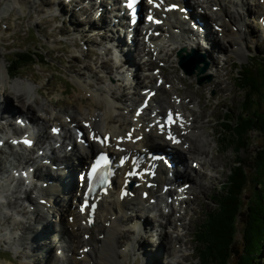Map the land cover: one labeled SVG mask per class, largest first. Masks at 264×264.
I'll return each mask as SVG.
<instances>
[{
    "label": "bare ground",
    "instance_id": "obj_1",
    "mask_svg": "<svg viewBox=\"0 0 264 264\" xmlns=\"http://www.w3.org/2000/svg\"><path fill=\"white\" fill-rule=\"evenodd\" d=\"M2 1L4 2L0 5V18L2 14L8 11L4 8L6 6H11L12 3V0ZM57 1H60L61 4L58 5ZM61 1L62 0L46 1L47 4L51 6V8L55 7L56 5V7L62 6L58 13H52L46 18L45 21L47 23L57 21L60 16H63L67 12V9L63 7ZM82 1L84 0H70V7L75 5L73 6V8L76 12V7ZM17 2L20 4V10L16 11V13H19L24 12L25 10L26 12L31 11L29 9L32 8L31 6L34 0H17ZM175 2L176 0H170L168 4H173ZM180 2L182 3L183 7L188 8L189 12L192 11L194 16H192L190 13V17L186 15V19L190 20L187 22L186 20H182L179 17L180 15L178 12L170 11L168 6L164 4L165 6L163 7H165L166 9L164 10L166 12H169L168 14H176L174 24H169L164 21L162 25L166 26L167 24V26L164 27V30H167V32L169 30H173L174 33H177L176 30L178 29L180 34H184L185 36L188 35V37L192 39H196L198 37V30L202 34V36L205 37V44H203L201 41H198L195 47L199 50H202V48H204L203 52L206 53L208 59L210 60H213V56L215 55L219 58L220 53L224 55L225 53H229V51H227V43H229V41H234L232 50H234L233 52H237L239 54L243 46L245 47L247 41L250 40L252 36H255V34L251 36V32L249 31L251 29V23L250 21H248L249 18L247 20L248 16H257V18L259 19V23L261 24V26H263L262 28L264 30V2L262 0H180ZM54 3H56V5H54ZM203 3L207 4V8L210 10V12L204 13L203 10L201 12H197L198 10H195L199 5L203 6ZM97 4L98 3H95V5ZM100 6H103L102 2L99 3L98 7ZM105 6L108 7L109 5H104L103 7L105 8ZM24 8L26 9L24 10ZM69 8L68 11H71ZM81 9L84 10V14H82L83 11H81ZM45 10L46 9L42 6L40 8H34L33 13L37 14V16H44V14L46 13ZM98 10L99 9L97 8V11ZM113 10L107 8L101 13V17L99 19H104L101 23L97 22L95 19L96 11L94 12L86 7H81L77 13L80 14V20H82L83 22L84 20L87 22L89 21L88 23H90L91 25L88 26V28H92L91 26L93 22H96L100 25L104 22H109L110 18H106L113 13ZM152 12L154 13L155 17L161 18V12L158 9L153 8ZM127 13L128 12L125 11V14ZM82 15H84L85 17L81 18L83 17ZM30 16L32 15L30 14ZM166 19L167 18H165V20ZM186 22L188 23V25ZM190 22L196 25V30L192 28ZM213 23H216L220 27L218 32L212 28ZM254 23L257 24L255 20ZM72 25L73 26L70 27L66 24L56 25L51 32V35H55L57 33L71 34L73 32H77L81 36L83 31H85V28L80 27V23H73ZM118 25V22L114 23V28L116 30L114 28H111L113 29L111 31H107L104 29V32H108L111 35L109 40L104 39L103 32L101 33L100 31L97 33L100 34V38H98V36L96 35L94 36L95 38L93 37V39H88L87 41H91L93 43H95L97 39L101 41L98 46H100L103 52L107 49L109 50V47L112 46V41L114 39L117 40V44L120 43L121 45L125 46L126 44L123 40V31H121ZM149 25L152 27V34L141 32V35H143V42H140L139 40V43L137 44V49H139L140 53H134L133 50L135 49H133L132 47L136 45L138 35H136L135 38L131 39L132 42L130 44H127L128 52L126 53L125 58H120V56L122 55L121 49L116 53L117 61L119 63H122L120 66L127 67L126 71L129 73L127 78L124 79V81L127 82L124 86L122 84L116 86L115 83L113 85L112 83L114 81L111 82L109 79L108 80L110 82L102 85L104 83L103 76H101V79L98 82V79L100 77H98L99 75L97 74V72H94L91 69V64H89V62L81 68H77L76 64L74 63L71 64V68L74 72L73 77L78 87V89L76 90L79 91L80 95L79 98L78 96L77 98L81 100V104L79 105H75L73 103V105H70L69 103H67L68 100H55L52 97L47 99L52 101L55 100V102L50 101L51 103L43 101L37 95L34 96L33 99L32 97L29 98L28 93L30 92H28V88H22L27 86L26 84H22L24 82L20 81L19 83L16 81L14 85H12L10 80L8 82V77L6 76L4 71L6 70L7 72V66L5 65V61L2 62V60H0V77L1 79L4 78L3 81L0 82V119L6 117L8 121H10L15 113L24 112L23 114L19 113V115L14 119L16 120L19 117H28L33 123L28 127L27 130L22 131L23 134L19 135L20 138L16 140L17 145H15V141H11L10 138L6 139L5 142L0 145V153H3L4 156L8 157L6 158L8 159L6 161L7 167L4 168L8 169L13 167L15 161H18L20 164L26 165L25 169L23 170L17 167H13V170L15 168L17 169V172L15 174L19 176V179L12 176L13 180H7V182H5V179L3 180V178L6 175L5 172L7 171V169L3 168V161L6 159L0 157V177L3 180L0 183V218H2L4 221H7V219H11L12 217L13 219L10 222L19 220V224H23V227L28 229V233L25 231L23 233L18 232L16 234V237L14 238V241L10 240V242L12 241V243L17 246H26L24 248H27V251H25L23 247L19 246V250L22 251L21 255H23L25 258H30L33 256L35 257V255L37 254V256L35 257L36 262L33 264L47 263V254L49 253V250L51 251V245L49 244H51L50 231L53 230V222L51 219V215L54 213L53 208L51 207L53 204L60 205L58 208V212L61 216L60 219L64 223L63 234L66 236V247H68L67 250L70 254L68 257L69 264H107L105 260H103L98 255V253H100V247L104 244H107L109 246V255L114 260L113 264L117 262V255L119 252L117 243L119 242V235L123 236L120 229H122V226L124 225H129L132 221H135V227L137 228L141 227L142 225H140V221H151L149 218H146V220H144L143 215H145L146 212H155L157 222L160 221L158 223V226L161 228L159 232V254L161 249L164 247L163 250L165 249L166 253L170 256V252L174 248L175 243H181L182 246L185 245L186 247L188 245L191 246L190 238H187V234H189L188 230L191 229L190 226L192 225V217L188 222L186 220L187 215H189L188 209H186L185 207V212L181 213V210L178 209L176 203L174 204L170 202L167 197L164 196L163 192H161L162 189L160 187L163 185L162 183L171 180L165 175L166 173H164V171L160 172L159 170H156L157 174L155 175V177L151 176V172L143 173L142 175L126 176V171L128 170L127 167L130 166L129 168L132 169L131 162L127 161V166L125 167H119L116 163H114L117 167L115 170L114 178H112L108 187V192L106 193L107 195L104 192H99L92 200H89V202L82 199L84 192L80 186H78L77 189L74 186V183L71 182L70 185H68V182H65L63 180L66 176H69L68 173L71 172L70 170L77 169L78 167H83L84 164H86V162L90 159L94 151L109 150L112 153H120L123 155H127L128 153H131L132 155L139 153L140 155L138 157L141 158L139 170H141L142 167H147L148 169H150L152 163L149 158V153L152 152V149H155L157 151L160 147L172 148L170 150L174 153V157L179 159L178 162L181 161L187 165L185 173L180 177L189 176L191 171H195L200 178V180L197 182L193 181L194 185L188 192L189 198H186L184 196L182 199H179V203L185 204L186 206L188 204V200L190 199V194L194 193V191L196 190L199 192L202 191L201 193H203L204 190L207 189L205 188L206 179L208 180V182L216 179L214 172H217L219 170V164L223 161L222 156L220 154H212L211 146L209 144L210 141L203 139L199 134L190 132V127L193 128L192 130H196V128H198V126L196 125H199L200 117L205 115V110H203L202 112L203 115H200L199 117L195 113L196 110L189 108L188 103L185 101L183 102H185L186 104H184L180 108L177 103H181L182 100H187L188 96H182L184 99H182V97H177L176 99V95L169 89L173 88L174 84L176 86H179L177 83H174L172 85L170 83H159L156 79L161 75L157 76V78L154 80V77H156L153 72L154 70H152L150 74L142 73V68L141 65L139 66V64L142 63L144 64V66H149V68H155V66L158 64V62L155 63L156 59H153V54H155L154 52H156V49H152L147 41L153 40L155 32L161 31V28L163 26L158 25V23H156L155 26L153 24ZM95 28H99L102 30L101 26ZM43 31L46 30L44 29ZM116 32H118V34H116ZM119 35H121L122 37ZM10 37H15V35L10 34L6 36V38ZM75 38H77V36H75ZM103 41L105 42V45L102 44ZM186 41L187 40L184 39L181 42L180 47L188 46L187 49L191 50L193 45L186 44ZM58 42L59 48H62L66 52L69 50L68 44L62 41ZM77 42L78 39L76 40V44ZM103 45L104 48H102ZM178 48L179 47H176V49ZM211 48L218 52L212 53V58L209 54H207L208 50L211 52ZM162 49H164V47ZM90 53H94L97 59L100 57L99 53L95 49H91ZM105 53L107 54V52ZM89 55L90 54L88 53V57ZM133 55L135 59L140 58L138 63L133 62ZM3 57H5L6 59V54H4ZM158 57L160 58L159 55ZM94 61L97 65L98 60ZM216 61L219 62V59H217ZM99 64H101L100 66L102 68H105L109 67L110 62L109 60L101 59L99 60ZM120 66H117V68H119ZM130 66H134L137 69L136 71H133V78H131L132 72H130L129 70ZM162 67L165 69L164 65ZM218 67L219 69H221L220 66ZM218 67L216 66V75L219 79L216 80L215 88L221 92L225 91L226 89L219 84L220 78L222 76L224 79V75H229L230 70L223 74L220 73L219 70H217ZM222 68L223 70L227 69L226 66H222ZM160 73L164 74V77H168L166 71L162 72V68H160ZM139 75H143V77L145 76L144 79L141 80V77ZM181 78L184 81V76H182ZM132 79L133 82L135 79L137 80L136 83L134 82L135 84H133ZM166 82H168V80H166ZM7 85L11 87L13 93H10ZM122 86L124 87L125 92H127L128 94L129 92L126 90L128 88L133 89V97L131 99H128L127 94L125 96L123 95L125 94V92L120 93L119 90H121ZM139 86H141V90L144 89V91H148L149 89L147 97L151 95L152 92L154 93V96H151L150 100L152 101V103H157L154 106L155 110L158 111L159 107H162L165 104V106H163V113L156 114L153 110V115H151L150 113L146 112L148 108L144 111V113L139 111L140 105L145 100L143 99L141 104H135L141 92L137 89ZM176 90L183 94L188 93L187 89H184L183 92H181L179 88H177ZM61 92L66 93L67 90L63 88L61 89ZM197 92L199 102H202L201 99L203 97V86L198 88ZM122 97L123 100H128V104L131 106L130 108H126L122 105ZM193 97L194 96L192 95L191 100H193ZM26 99H28L30 102H27ZM20 102H22V104H20ZM162 102L165 103L162 104ZM35 104L40 105L38 111L33 110V108H35ZM134 104L135 109L133 110L132 107L134 106ZM60 105L62 107H60ZM54 106L56 108H54ZM169 109L172 110L178 118V123L172 127L171 132H168L166 128H161L157 123L159 122L160 116L166 114L167 110ZM9 123L11 124V121L8 122V124ZM6 125L7 124L4 123L0 124V129L5 128ZM36 126L37 129H35ZM147 126H150L149 131L146 130ZM52 128H60L59 134H54L51 131ZM81 129L84 130V133L89 134L87 138L83 136L85 140L84 143H79L77 137L74 136V130L78 131ZM92 134L101 136L103 142L101 143L94 140L92 138ZM169 134L174 135V137H172L174 139H178V141L181 143H178L179 145L173 146L172 139L170 140L168 138ZM105 137L107 138L106 140L103 139ZM212 137L214 140V135H212ZM26 138L31 141V144L23 143L24 139ZM61 139H63L62 142ZM3 141L4 140H2V137H0V143ZM52 142H55L56 144H53ZM71 142L74 143V147L72 150H69L67 146H69ZM33 145L35 146L33 147ZM56 145L57 147H55ZM36 146H38L37 151L34 150ZM117 146L120 147V150L117 149ZM2 147L9 149V151H7V149L6 151H3ZM15 148L20 149L13 150ZM143 155L144 158H142ZM189 159H192L190 165L188 163ZM203 163L209 164V167L207 168L203 166ZM76 165L78 167H76ZM160 167L166 168L163 160L162 162H160ZM57 168L58 170H56ZM67 168L69 169V171L67 170ZM45 170L49 172L51 171L50 174ZM213 170L214 172H212ZM117 172L118 178L116 179ZM218 172H220V170ZM132 180L139 181L140 185L130 186L129 184ZM186 182L187 181H183L177 186L181 187ZM184 186H182L180 189H182ZM72 190L75 192H72ZM147 190H149V196L144 197L143 193ZM171 191L172 190H170L166 195H172ZM34 193L35 196L33 197ZM151 196L156 197V203L151 202ZM77 197L79 200L77 199ZM43 198L47 200L48 205L47 203L41 202V199ZM2 200H4L5 202L2 203ZM25 202H28L33 208L34 206H36V208H34V210H31V212L30 210L26 209ZM94 203L95 206H93ZM88 204H90L92 207H85V205ZM82 208L83 211L81 210ZM5 209L14 210V213L5 211ZM130 209H132L134 212L132 218L131 215H127V212ZM18 212L24 213V216L32 213L34 217L30 216L29 219L25 221L23 219L15 217V214L19 215ZM88 213L95 216V224L89 225L91 223H89V220H87ZM161 217L163 218L161 219ZM35 222L39 223V225H32ZM105 223H107L112 228L110 236H105V233L98 232L100 228L106 227ZM166 223L168 225H171V227H173L174 229L179 226L182 228V230L176 236H173V232L170 231L171 235L169 236L165 228L167 226L164 225ZM137 228H134L133 231H136ZM10 229H13V227L7 224L6 230L9 231L6 234L11 233ZM122 231L125 230L122 229ZM156 231H158V229H156ZM30 232H33L34 236ZM82 234L83 237L81 238ZM96 234L100 238V245L98 246H94L93 244L96 238ZM102 234H104V236H101ZM78 237L80 238L78 239ZM10 238L12 239V237ZM38 239H40L41 241L45 239V241L41 243ZM47 239L49 240V242L47 241ZM82 239L84 240V243H81ZM16 240H19L18 244L15 242ZM90 240L92 243H90ZM41 244H44L45 246ZM61 246L62 245L56 247L57 250L61 249ZM44 247L47 248L45 252L41 250ZM135 249L136 248L133 246V250ZM39 251H41L40 255ZM64 251H66L65 248H63V252ZM181 256H183V258L185 259L192 258V255L189 252H183ZM55 258L60 259V256L56 255ZM158 258L159 255L154 258L153 262H157L159 260ZM5 261L4 263L6 264H14L13 262L11 263V261ZM57 263H59V261ZM167 263L185 264L178 259L171 260ZM50 264L55 263L50 261Z\"/></svg>",
    "mask_w": 264,
    "mask_h": 264
},
{
    "label": "rangeland",
    "instance_id": "obj_2",
    "mask_svg": "<svg viewBox=\"0 0 264 264\" xmlns=\"http://www.w3.org/2000/svg\"><path fill=\"white\" fill-rule=\"evenodd\" d=\"M45 1L47 0H34L33 4H32V8H30L29 10H33L34 8H40L42 6L45 7H49L48 8V13L44 14V16H36V14L33 15V11H31V15L29 12H19L16 13V6H19L20 4L17 2V0H12L11 5H14L13 8H9V10L2 14L1 18H0V60L5 61V65L8 67L9 61H8V56L9 58L15 55L16 51H20V50H36L39 55L43 54L44 56H42V58H39L38 60H34L33 63H29L27 65H24L25 67H23L20 70L19 75L17 76V78L12 79V75H10V72H6L5 74L8 77V82L9 80L11 81L12 85H14L17 82L20 83V81L24 82L22 84H26V87H22V88H28V97H32V99L34 98V96H39V98H41L43 101L47 102V103H51V102H55V100L58 99H65L68 100L67 103H69L70 105H79L81 104V100H79V91L76 90L78 89L77 87V83L73 77V69L71 68V64L74 63L76 64L77 68H81L83 67L85 64H87L89 62V64H91V69L94 72H97V74L99 75L98 77H100L98 79H101V76H103V81L104 83L102 85H105L107 82H113L112 84L117 86L122 84L123 86L127 83L126 81H124L125 78H127L128 76V72L126 71L127 67L125 66H120L122 63L117 61V50H115L113 48V42H112V46L109 47V50L107 49L106 51H102L101 49H99L100 46L99 43L101 41H99L97 38V41L95 43H84L83 39H86V41L88 39H93L94 36H98V38H100V34H97L98 32L101 31V33L103 32V30L99 29V28H95V27H102V29L105 28V26H108V22H104L103 24H98L96 22L92 23V28H87L85 29V31H83V33L81 34L80 38L79 37V33H71V34H67V35H62V33H57L55 35H51V32L53 31L54 27L56 25H62V24H66L67 26H73V23H80V27H82V25L85 27H87V23L89 22H84L82 20H80V14L75 12L73 6L70 7L69 9L71 10V14L70 13H66L64 15L66 16H60L59 19L57 21H53V22H49L47 23L46 17L49 16L52 12H56L58 13V11L62 8V6L59 7V10H57L56 8H50V6H47V2L45 3ZM2 0H0V4H1ZM58 5H60V1H57ZM62 5L65 7H69L70 5L66 3V1L62 0ZM9 4V3H8ZM81 3L78 4L77 7H79ZM54 5H56V3H54ZM57 6V5H56ZM202 6V5H201ZM64 7V8H65ZM76 7V8H77ZM200 8H203L205 10V13L210 12V10L207 8V4L203 3V6L199 8L196 7V9L201 10ZM26 8H24L25 10ZM79 10V9H78ZM77 11V10H76ZM81 11H83L82 14H84V10L81 9ZM45 12H47V10H45ZM70 12V11H69ZM29 13V14H28ZM86 15V14H85ZM110 15V14H109ZM84 18L85 16L82 15ZM21 17V19H20ZM209 17V16H208ZM43 18V19H42ZM110 18L109 16L106 18L108 19ZM249 18V20H248ZM104 20V19H103ZM98 20L97 22L101 23L103 21ZM247 20L250 21V26L251 29L249 30L251 32V36L255 34V36H252L250 40L247 41V43L245 44V47L243 46V48L241 49V51L239 52V54L237 52H233L234 50H232V47L234 46V41H229V43H227L228 46V50L229 53H225L222 54L224 55V57L226 55L227 56V61H224L222 59L221 62V55L219 54V58L218 56L216 57L213 56V60H209L210 64L208 69L202 73L203 76L208 77L210 76V78H206L205 82L202 84L198 83V79L196 74L193 75H187L183 72V70L180 68L179 64H178V60H176V44L179 43L178 42V33H174L173 30H169V33L171 34V37H167L165 39H161L160 42L163 44L164 49H162L161 54H159L160 58L158 57V55L156 54V52H154L155 54H153V59H156L155 63L158 62V64L155 66V68L150 67L149 66H144V64H139V66L141 65L142 68V73H151L152 70H154L153 72L156 74H158V72L160 71V68H162V72L167 73L168 77L166 78V76L164 77V74L159 73V75H161L158 79L157 76L154 77V80H159V82L161 83H170L171 85L174 83H177L179 86H176L174 84L173 88L169 89L170 91H172L175 95H176V99L177 97H186L188 96L187 100H182L181 103H177L178 106L181 108L184 104H186L185 102L188 103L189 108L191 109H195L194 112L197 114V116L200 117V115H203L202 112L203 110H205V115L200 117V123L198 126V128H196V130H192L193 128L190 127V132L191 133H195V134H199L203 139L210 141V146H211V151L212 154H217V155H221L223 158V163L220 162L219 164V170L220 172H214V170L212 172H214V175L216 177V179L208 182V180L206 179V186L203 193L199 192V191H194V193L190 194V199L188 200V204L185 206V204H176L178 209L181 210L182 212H185L186 209H188L189 211V215H187V221L189 222L192 217V225L190 226L191 229L188 230L189 234H187V238H190V242H191V246H185L181 243H175L174 244V248L171 250L170 252V256L166 253L165 249L163 250V248L160 251H158V245H159V241H160V227L157 225V217H155V212H146L145 215H143L144 220H146V218H149L151 221L147 220V222L144 221H140V225L141 227H135V221H132L129 225H124L122 226V229H124L125 231H122V229H120V231L122 232V235H119V242L117 243L118 246V255H117V262H115L114 264H168L167 262L171 261V260H181L183 263L185 264H204L203 260L201 261L200 258V252H199V248L200 249H205L207 250V244L205 242V246L204 244H202L199 241V233H197L198 229H199V225H201V223L205 220L207 213L212 211L213 209H218V206H221V204L219 202H217L218 199H221V197L223 195L226 194L227 192V186H229L230 180L233 178V171H235V168L240 164V160L243 159V164L244 166L247 165V168H252V155L255 153L256 149L258 148V146L261 144V142H263L262 137L260 134H258L257 132H253L251 134L250 137V144H247L246 146H244L243 148H239V143H236V139H233V141L231 142V144H227L226 140V135L227 136H231L232 131L230 130H225V126L226 124L223 123V117L224 115L229 112L231 110V113L234 114L235 112L237 113L241 102L243 100V96H244V92L240 91L238 86L236 85V76L238 74V68L237 66H241V64H245L247 63L248 60L253 58V55H257L260 54L261 56H264V30H263V26H261V24L259 23V19L253 16H248ZM254 20L257 22L254 23ZM68 21V22H67ZM108 21V20H107ZM66 22V23H65ZM70 22V23H69ZM256 25H254V24ZM22 25V26H21ZM91 24L89 23V26ZM46 31H43V30ZM49 30V31H48ZM113 29H110L109 31H111ZM87 31V32H86ZM253 31V33H252ZM86 32V33H85ZM10 34H14L15 37H10V38H6V36L10 35ZM73 34V35H72ZM108 32H103V38L104 39H110V34L108 35ZM118 34V32L116 33ZM176 34V35H175ZM69 35V36H68ZM75 36H78L77 38H75ZM121 36V35H119ZM67 37V38H66ZM122 37V36H121ZM256 37V38H254ZM82 38V39H81ZM95 38V37H94ZM247 38V37H246ZM78 39V42L76 44V40ZM246 40V39H245ZM58 41H62L66 44H68L69 50L66 52L64 51L62 48H59V42ZM138 42V40H137ZM187 42V41H186ZM139 43V42H138ZM102 44L105 45L104 41L102 42ZM86 45L88 48H86ZM104 45L102 48H104ZM133 49H135V45L132 46ZM97 50V52L99 53V58L97 59L96 56L94 55V53H90L91 49ZM199 50V49H198ZM204 48H202L203 52ZM208 50V49H207ZM112 51V52H111ZM175 51V52H174ZM107 52V54L105 53ZM88 53L91 55H89L88 57ZM135 53V50H134ZM212 53H218L217 51L213 50V48H211V52L208 50V53L210 55V57L212 58ZM6 54V59L5 57H3V55ZM87 54V55H86ZM149 54V53H146ZM156 57V58H155ZM158 57V58H157ZM96 58V59H95ZM208 58V56H207ZM109 60L110 64L109 67H105L102 68L99 64V60ZM217 59H219V62L216 61ZM94 60H98V66L95 64ZM140 58H136L133 55V62H139ZM36 62V63H34ZM225 62V63H224ZM234 62L237 63V65L234 66ZM102 63V62H101ZM222 63V64H221ZM119 64V65H118ZM114 65V66H113ZM116 65V66H115ZM132 65V62H131ZM165 66V69L162 66ZM117 66H120L119 68H117ZM216 66H220L221 69H218L220 71V73L225 74L228 70H230V74L229 75H224V79L221 76L220 78V82L219 84L224 88L225 87V91H219L218 89L215 88L216 86V80H218L219 78L216 75ZM222 66H226L227 69L223 70ZM112 67V68H110ZM125 68V69H124ZM136 67L130 66L129 70L131 73V78H133V71L135 70ZM90 69V70H91ZM106 70V71H105ZM3 71V68H2ZM111 72V73H110ZM4 74V75H5ZM108 74V75H107ZM110 75V76H109ZM22 76V77H20ZM37 78H35V77ZM124 76V77H123ZM141 78V80L144 79L143 75H139ZM170 76V77H169ZM182 76H184V81L182 80ZM180 78V79H178ZM4 79V78H3ZM3 79H1L0 77V82L3 81ZM105 79V80H104ZM110 81H109V80ZM107 80V81H106ZM123 80V81H122ZM166 80H168V82H166ZM136 79L134 80V82L136 83ZM171 81V82H169ZM133 82V79H132ZM133 82V84H135ZM29 84V85H28ZM56 87H54V86ZM122 86L120 93L125 92L124 87ZM201 86H203V97L201 99L202 102H199V97H197L198 92L197 89L200 88ZM21 87V86H20ZM104 87V86H103ZM137 87V85H136ZM167 87V86H166ZM7 88L10 90V93H13L11 90V87L9 85H7ZM41 92H40V89ZM54 90H52V89ZM65 88L67 90L66 93H62L61 89ZM141 86H139L137 89L141 90ZM179 88L181 92L184 91V89H187L188 93L187 94H183L180 93L179 91H177L176 89ZM51 91V94H50ZM126 91L129 92V94L127 92H125V94H123L124 96L127 94L128 99L133 97L132 91L133 89H127ZM143 91V90H141ZM195 94V95H194ZM192 95L195 97H193V100H191ZM78 96V98H77ZM131 96V97H130ZM53 98L55 100H47L48 98ZM28 98V99H29ZM139 98H140V94H139ZM138 98V99H139ZM28 99H26L27 102H30ZM142 98H140L141 100ZM182 99H184L182 97ZM72 100V101H71ZM51 101V102H50ZM122 101H123V106L126 108H130L131 106L128 104V100L125 99L123 100L122 97ZM138 101V100H137ZM185 101V102H183ZM199 102V103H198ZM73 103V104H72ZM20 104H22V102H20ZM157 104V103H155ZM206 105V106H205ZM35 108H33L34 111H38V109L40 108L39 104H35L34 105ZM60 107H62L60 105ZM59 107V108H60ZM205 107V109H204ZM54 108H56L54 106ZM132 109L134 110L135 107ZM19 113H24V112H19ZM19 113H15L12 117V121H15V117L19 115ZM199 114V115H198ZM4 119H6V117H3L0 119V124L4 123L6 124L5 121H3ZM198 124V123H197ZM206 125V126H205ZM205 126V127H203ZM227 128V127H226ZM4 129V128H3ZM0 129V137L3 138V136H7L8 132H11V128H6L5 130ZM205 130V131H204ZM204 131V132H203ZM230 131V134L229 132ZM212 135H214V140ZM233 136V135H232ZM234 137V136H233ZM217 138V141H216ZM223 141V142H222ZM226 141V142H225ZM222 142V143H221ZM54 144V142H52ZM3 151H6L7 148L2 147ZM20 148H15L13 150H17ZM34 150H38V146L35 147ZM7 151H9V149H7ZM28 154V152H27ZM0 157L1 158H8L6 156H4L3 153H0ZM189 157V156H188ZM177 160H179L178 158H176ZM8 159L3 161V168L7 167V161ZM191 163V160H189V165ZM20 163L18 161H15L14 166H19ZM203 166L205 167H209V164H204ZM12 167V168H13ZM7 169V168H4ZM11 169V168H10ZM47 173L50 174L49 171L45 170ZM204 171V168H203ZM177 174H184L183 169L182 168H177ZM69 176H66L63 180H65L66 182H68V185H70V183H74V186L77 185V180L73 179V170L71 172L68 173ZM217 175V176H216ZM185 177V176H184ZM182 177L181 179L187 181V182H197L200 180L199 176L196 174V172H192L189 176V180L188 177ZM1 179V177H0ZM74 181V182H73ZM254 181V180H252ZM139 183V182H137ZM181 183V181H180ZM208 183V184H207ZM194 185V183H193ZM192 185V186H193ZM75 189V188H74ZM252 187L249 186L248 191L246 192L248 199L251 197V195L249 193H251ZM72 192H74L72 190ZM35 196V193L33 194V197ZM226 198V197H225ZM224 198V199H225ZM223 199V200H224ZM247 200V199H246ZM37 201V199H36ZM191 202V203H189ZM30 205H25L26 209H29ZM60 205L58 204H53L51 207L53 208L54 213L51 215V219L53 224H57L59 228L62 227L60 222H57V220L59 219L60 213L58 212V208ZM1 207V206H0ZM186 207V209H185ZM12 208V207H11ZM34 208H36V206H34ZM33 208V210H34ZM32 210V209H31ZM5 211H10L14 213V210H8L5 209ZM0 212H1V208H0ZM32 212V211H31ZM246 211L242 210V214L240 213V221L238 222V227H237V234H236V238H237V245L235 247L237 255H236V260H239L241 258L242 255H244L245 250L242 249V245L243 244V223H242V216L244 215ZM133 210L130 209L127 212V215L130 216L132 218L133 215ZM19 215L15 214L16 218H20L23 220H28L30 216L34 217V215L32 213H29L28 215L24 216V213H20L18 212ZM26 214V213H25ZM144 214V213H143ZM147 216V217H146ZM120 217V216H119ZM27 218V219H26ZM163 217H161L162 219ZM13 218L11 217V219H7V221H4L2 218H0V264H6L4 263V261L6 260L7 262L11 263L13 262L14 264H30V263H35V257L37 256V254L35 255V257H30V258H25L22 254V251L19 250V246L23 247V249L25 251H27V248H24L26 246L24 245H15L14 243H12V241H14V238L16 237V234L18 232H29L28 229L23 227V224H19V220H14L13 222H10ZM150 222V223H149ZM7 224H9L11 227H13V229L11 230V233L6 234L9 230H6ZM39 225V223L35 222L32 225ZM14 225V226H13ZM106 227L105 228H100V230L98 231L99 233H105V236H110L111 235V231L112 228L105 223ZM167 230V234L170 236L171 233L170 231L173 232V236H176L181 230L182 228L177 226L176 229H174L173 227H171V225H168L167 223L164 224ZM96 228V227H95ZM134 228H137L136 231H133ZM131 229V230H130ZM156 229H158V231H156ZM179 229V230H178ZM31 230V229H30ZM187 230V228H186ZM139 231V233H138ZM144 231V232H143ZM127 232V233H126ZM33 236V232H30ZM62 234V233H60ZM8 235V236H7ZM104 235V234H102ZM101 235V236H102ZM137 235V236H136ZM61 236V235H60ZM59 236V238H60ZM12 237V239L10 238ZM83 237V234L81 236V238ZM6 238V239H5ZM80 237H78L79 239ZM4 240V241H3ZM10 240H12L10 242ZM41 243L45 241V239H43V241H41L40 239H38ZM8 241V243H7ZM47 241L49 242V240L47 239ZM137 241V242H136ZM17 244L19 242V240L15 241ZM128 242V243H125ZM80 243V242H78ZM81 243H84V240L82 239ZM90 243L91 240H90ZM49 244V243H48ZM61 244H65V242L63 241V239L61 240V243H52V247H50L51 251L49 250V253L47 254L48 258H47V263L46 264H50V261L57 264V262L60 260V262L62 264H66V262L68 263L67 260V256L65 254H67V251H65V254H61L60 259L55 258V256L57 254H59V250H56V247L61 245ZM94 246H98L100 245V238L98 237V235L96 234V238L94 241ZM43 246H45L44 244H41ZM133 246L136 248L135 250H133ZM47 248L44 247L41 250L43 252H45ZM68 249V247H67ZM132 250V251H130ZM262 257L257 259L256 262H258L259 264H264V245L262 247ZM158 251V252H157ZM164 251V252H163ZM69 252V251H68ZM162 252V253H161ZM183 252H189L192 255L191 259H185L183 258L182 253ZM36 253V252H35ZM110 250H109V246L107 244H104L100 247V253H98V255L105 260V262L107 264H113L114 260L110 257L109 255ZM41 254V251H39V255ZM55 255V256H54ZM159 255V260L156 262L154 260V258ZM179 255V256H178ZM209 256V255H208ZM210 259V257H209ZM58 260V261H57ZM5 261V262H6ZM210 261V260H209ZM59 262V264H60ZM146 262V263H144ZM171 263V262H170ZM211 264V262H209ZM84 264V263H83Z\"/></svg>",
    "mask_w": 264,
    "mask_h": 264
},
{
    "label": "trees",
    "instance_id": "obj_3",
    "mask_svg": "<svg viewBox=\"0 0 264 264\" xmlns=\"http://www.w3.org/2000/svg\"><path fill=\"white\" fill-rule=\"evenodd\" d=\"M38 54L32 51L19 53L12 59L10 69L17 72L19 66L33 63ZM255 64H260L258 67ZM20 69V68H19ZM238 85L244 92L238 112H228L225 117V130L232 131L227 136V144L233 139L239 148L250 144L251 134L255 131L261 135L263 142L252 155V168L244 166L243 159L233 171V178L227 186L225 195L218 199V209L207 213L205 220L199 225V241L207 244V250L200 249V258L204 264H259L264 245V57L256 56L248 64H244L238 74ZM227 127V128H226ZM230 131L229 134H230ZM233 138V139H232ZM223 142V141H222ZM254 180V181H252ZM252 187L251 197L246 192ZM226 197V198H225ZM225 198V199H224ZM224 199V200H223ZM247 199V200H246ZM243 223L244 255L236 260L237 227L240 213ZM209 255V256H208ZM210 257V259H209ZM210 260V261H209Z\"/></svg>",
    "mask_w": 264,
    "mask_h": 264
},
{
    "label": "snow or ice",
    "instance_id": "obj_4",
    "mask_svg": "<svg viewBox=\"0 0 264 264\" xmlns=\"http://www.w3.org/2000/svg\"><path fill=\"white\" fill-rule=\"evenodd\" d=\"M149 2L152 3L153 0H149ZM135 3H136V0H129L127 7L130 8V9H132ZM156 6L159 7V4H157ZM176 7H177L176 4H171V5H169V8H170V9H175ZM133 15H135V11H133ZM151 18H152V17H149V19H151ZM192 27L195 28L196 25L193 24ZM168 122H169V123H172V116H171V114H170L169 117H168ZM51 131H52L53 133H57V132H59V130L56 129V128H52ZM82 135H83L85 138H87L89 134H88V133H83ZM92 138H93L94 140H96L97 142H101V143L103 142L102 137L99 136V135L92 134ZM168 138H169L170 140H171V139H174V138L171 136V134H169V137H168ZM103 139L106 140L107 138L105 137V138H103ZM23 143H25V144H31V141H30L29 139H24ZM109 159H110V157H109L107 154L103 153V152L99 153V154L96 156L95 160L93 161V163H92V165H91V170L88 172L87 177L85 178V179L87 180L88 183H91L93 173H94V172L96 171V169L101 165V163H108V162H109ZM121 163L123 164L124 161L121 160ZM123 194H127V193H123ZM85 207H89V208H90V207H92V206H91L90 204H88V205H85ZM81 210L83 211V208H82ZM89 222H91V214H89Z\"/></svg>",
    "mask_w": 264,
    "mask_h": 264
},
{
    "label": "water",
    "instance_id": "obj_5",
    "mask_svg": "<svg viewBox=\"0 0 264 264\" xmlns=\"http://www.w3.org/2000/svg\"><path fill=\"white\" fill-rule=\"evenodd\" d=\"M179 56L181 57V64L182 65H185V55L183 54V51H180L179 53ZM197 68H199V64L198 63H196V65H195ZM199 70H200V72H204L205 71V68H199ZM188 74H193V73H195V68L194 67H191V69H188V72H187ZM204 82V78L202 77V78H199V83H203Z\"/></svg>",
    "mask_w": 264,
    "mask_h": 264
}]
</instances>
